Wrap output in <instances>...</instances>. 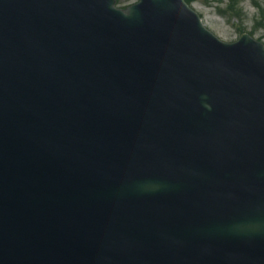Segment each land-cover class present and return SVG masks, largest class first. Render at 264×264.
<instances>
[{"label": "water", "instance_id": "obj_1", "mask_svg": "<svg viewBox=\"0 0 264 264\" xmlns=\"http://www.w3.org/2000/svg\"><path fill=\"white\" fill-rule=\"evenodd\" d=\"M0 264H264V45L185 0H0Z\"/></svg>", "mask_w": 264, "mask_h": 264}, {"label": "rangeland", "instance_id": "obj_2", "mask_svg": "<svg viewBox=\"0 0 264 264\" xmlns=\"http://www.w3.org/2000/svg\"><path fill=\"white\" fill-rule=\"evenodd\" d=\"M137 0H116L127 7ZM206 27L224 41H235L244 32L264 43V0H187ZM263 11H262V10Z\"/></svg>", "mask_w": 264, "mask_h": 264}]
</instances>
